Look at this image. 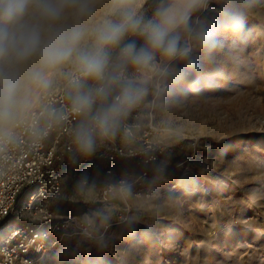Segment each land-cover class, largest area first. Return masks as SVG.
Masks as SVG:
<instances>
[{
    "label": "rangeland",
    "instance_id": "obj_1",
    "mask_svg": "<svg viewBox=\"0 0 264 264\" xmlns=\"http://www.w3.org/2000/svg\"><path fill=\"white\" fill-rule=\"evenodd\" d=\"M248 23L243 54L228 38L213 86L155 103L160 130L148 136L162 152L138 185L147 193L131 192L125 205L115 192L103 207L97 187L79 186L86 170L72 176L65 194L88 204L90 233L61 235L33 264H264V3Z\"/></svg>",
    "mask_w": 264,
    "mask_h": 264
},
{
    "label": "clouds",
    "instance_id": "obj_2",
    "mask_svg": "<svg viewBox=\"0 0 264 264\" xmlns=\"http://www.w3.org/2000/svg\"><path fill=\"white\" fill-rule=\"evenodd\" d=\"M261 3L0 0V137L13 139L8 126L40 105L56 123L77 118L72 143L81 155L94 154L100 141L131 140L126 121L137 109L204 82L213 86L228 38L242 55L250 13ZM58 81L67 106L42 104ZM119 190L128 195L132 187ZM144 235L158 238L151 228Z\"/></svg>",
    "mask_w": 264,
    "mask_h": 264
},
{
    "label": "built area",
    "instance_id": "obj_3",
    "mask_svg": "<svg viewBox=\"0 0 264 264\" xmlns=\"http://www.w3.org/2000/svg\"><path fill=\"white\" fill-rule=\"evenodd\" d=\"M42 104L66 107L63 85ZM154 105L142 106L126 121L133 131L131 140L123 142L117 136L100 141L89 156L79 154L72 143L77 122L72 115L56 123L43 116L38 105L32 115L10 126L13 139L0 137V264H33L61 235L74 228L90 233L89 219L94 217L88 204H69L65 194L71 177L82 170L86 171L79 186L97 187L95 201L103 207L111 204L108 197L115 192L128 204L129 194L119 190L124 183L131 185L132 193H147L138 185L158 171L155 164L162 152L158 140L148 136L160 130ZM127 166L135 170V177L122 172ZM79 218L85 219L80 225Z\"/></svg>",
    "mask_w": 264,
    "mask_h": 264
}]
</instances>
